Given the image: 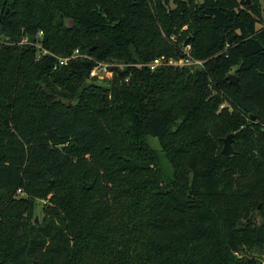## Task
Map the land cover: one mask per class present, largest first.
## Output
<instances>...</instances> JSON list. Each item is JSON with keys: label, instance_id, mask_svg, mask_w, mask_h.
<instances>
[{"label": "trees", "instance_id": "1", "mask_svg": "<svg viewBox=\"0 0 264 264\" xmlns=\"http://www.w3.org/2000/svg\"><path fill=\"white\" fill-rule=\"evenodd\" d=\"M239 2L10 0L0 11V264H264V25L260 0ZM23 37L90 58L54 68ZM188 45L203 67H147ZM95 61L126 65L100 84Z\"/></svg>", "mask_w": 264, "mask_h": 264}, {"label": "built area", "instance_id": "2", "mask_svg": "<svg viewBox=\"0 0 264 264\" xmlns=\"http://www.w3.org/2000/svg\"><path fill=\"white\" fill-rule=\"evenodd\" d=\"M42 35V32L40 31L36 37L40 38ZM21 44H29L33 45L37 49V58H40L43 55L49 54L55 57L56 62L54 65V68H56L58 65H65L69 59H75V58H90L86 54L81 53L78 49H75L71 52V54L67 56H57L53 55L50 53L47 49L43 48L41 45V42L36 40H31L28 37H23L20 39ZM190 46L188 45L184 49V56L179 57V58H164V56L161 57H154L151 61L146 63L147 67L149 70L154 71L157 69L159 66L167 64L173 67H190V68H201L203 67V60H199L196 58H193L190 55ZM123 65L120 62H109V61H95V64L89 71V77L90 78H98V79H103V78H109L112 76V67H119ZM18 194H21L22 191L20 189L17 190Z\"/></svg>", "mask_w": 264, "mask_h": 264}, {"label": "rangeland", "instance_id": "3", "mask_svg": "<svg viewBox=\"0 0 264 264\" xmlns=\"http://www.w3.org/2000/svg\"><path fill=\"white\" fill-rule=\"evenodd\" d=\"M204 1H214V0H196V2H198V3H202ZM9 2H10V0H0V11L1 10L4 11ZM260 4H261V12H262V24H258L257 27H261L262 25H264V0H260ZM237 5H236V10H242L245 8L244 5L239 2V0H237ZM1 37L2 36H1V32H0V40H1ZM16 41L17 40H15V41L7 40L6 42L13 43ZM17 42H20V40ZM168 58H176V57L169 56L166 59H168ZM124 65H126V64L119 66V68H122ZM233 69L235 70V68H233ZM233 69L231 70V74H233V72H232ZM109 78H103L102 81H99L98 83L104 84V81L106 79H109ZM147 140H148L150 146L155 150V152L157 154L158 166L161 169L164 181H168L172 177V169H171V166L169 165V163L167 162L163 152L160 149L158 140L156 138H153L150 136L147 137ZM222 147H223V143L221 146V150H222ZM45 203H46V201L43 199H40L36 202V206H35V210H34V220L37 219L38 222L42 221V218L44 216L42 209H43V206L45 205Z\"/></svg>", "mask_w": 264, "mask_h": 264}, {"label": "water", "instance_id": "4", "mask_svg": "<svg viewBox=\"0 0 264 264\" xmlns=\"http://www.w3.org/2000/svg\"><path fill=\"white\" fill-rule=\"evenodd\" d=\"M61 23L62 24L64 23L63 19H61ZM1 38L5 39L4 36H2ZM226 78L228 79L229 83H231V84H235L237 82V77L231 73L228 74ZM232 141H233V134L232 133H229L224 138H222L223 147H222L221 152L223 155L230 156L234 152ZM35 221L38 222L37 219H35Z\"/></svg>", "mask_w": 264, "mask_h": 264}]
</instances>
